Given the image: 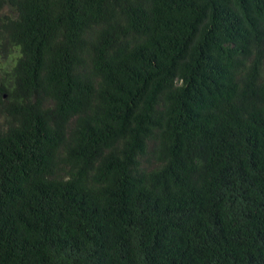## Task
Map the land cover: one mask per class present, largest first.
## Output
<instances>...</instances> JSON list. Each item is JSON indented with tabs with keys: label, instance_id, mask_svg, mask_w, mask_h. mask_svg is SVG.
<instances>
[{
	"label": "trees",
	"instance_id": "trees-1",
	"mask_svg": "<svg viewBox=\"0 0 264 264\" xmlns=\"http://www.w3.org/2000/svg\"><path fill=\"white\" fill-rule=\"evenodd\" d=\"M0 264H264V0H0Z\"/></svg>",
	"mask_w": 264,
	"mask_h": 264
},
{
	"label": "rangeland",
	"instance_id": "rangeland-1",
	"mask_svg": "<svg viewBox=\"0 0 264 264\" xmlns=\"http://www.w3.org/2000/svg\"><path fill=\"white\" fill-rule=\"evenodd\" d=\"M5 12H10L9 9L5 8Z\"/></svg>",
	"mask_w": 264,
	"mask_h": 264
}]
</instances>
